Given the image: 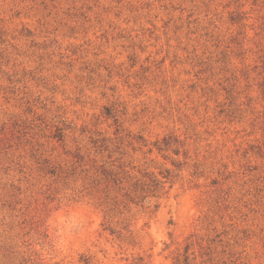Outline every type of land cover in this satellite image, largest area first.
Returning a JSON list of instances; mask_svg holds the SVG:
<instances>
[{"label":"rangeland","instance_id":"374dc122","mask_svg":"<svg viewBox=\"0 0 264 264\" xmlns=\"http://www.w3.org/2000/svg\"><path fill=\"white\" fill-rule=\"evenodd\" d=\"M0 264H264V0H0Z\"/></svg>","mask_w":264,"mask_h":264},{"label":"trees","instance_id":"16d2710c","mask_svg":"<svg viewBox=\"0 0 264 264\" xmlns=\"http://www.w3.org/2000/svg\"><path fill=\"white\" fill-rule=\"evenodd\" d=\"M188 259H189V257L187 256V257H185V261H188ZM178 263H179V261H178Z\"/></svg>","mask_w":264,"mask_h":264}]
</instances>
